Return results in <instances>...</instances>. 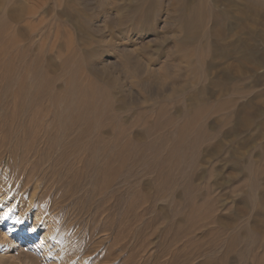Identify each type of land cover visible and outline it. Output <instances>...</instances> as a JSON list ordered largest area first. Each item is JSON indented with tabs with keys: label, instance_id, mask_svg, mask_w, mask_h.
<instances>
[{
	"label": "rangeland",
	"instance_id": "1",
	"mask_svg": "<svg viewBox=\"0 0 264 264\" xmlns=\"http://www.w3.org/2000/svg\"><path fill=\"white\" fill-rule=\"evenodd\" d=\"M240 43L264 56V0H0V264H264Z\"/></svg>",
	"mask_w": 264,
	"mask_h": 264
},
{
	"label": "bare ground",
	"instance_id": "2",
	"mask_svg": "<svg viewBox=\"0 0 264 264\" xmlns=\"http://www.w3.org/2000/svg\"><path fill=\"white\" fill-rule=\"evenodd\" d=\"M203 2V1H202ZM201 3V2H200ZM250 3V2H249ZM253 3V2H252ZM254 4V3H253ZM203 4H200L199 6H197V7H195V9H191V8H187L186 6L185 7H179L178 8V10H182V11H187L188 9H190L191 10V12H194L197 16H198V19H197V23L198 22H200V21H202L203 20V18L204 17H206L205 15H207L208 14V12H206V10H205V8H204V6H202ZM209 5H211V4H209ZM208 5V6H209ZM249 5V4H248ZM256 4H254V6H255ZM194 7V6H193ZM253 7V6H252ZM251 7V8H252ZM250 9V8H249ZM253 9V8H252ZM258 9V8H257ZM138 10V9H137ZM259 10V9H258ZM257 10V11H258ZM210 11V10H209ZM224 12H226V11H224ZM229 12V11H228ZM252 12H253V10H252ZM186 13H188V12H186ZM189 14V13H188ZM193 14V13H192ZM190 15V14H189ZM209 15V14H208ZM212 15H214V14H212ZM216 15V14H215ZM220 15V14H219ZM210 16V15H209ZM215 17V16H214ZM223 17H225V13L223 14ZM178 20V19H177ZM181 25L183 26V28H184V30L186 31V34H185V36L182 38V40H181V42H180V44H182V46L185 44V45H190V44H194V42L197 40V36H196V34L194 33V31L193 30H195L194 28H195V24L193 23V22H186L184 19L181 21ZM233 25V24H232ZM196 26H198V25H196ZM196 29H198V28H196ZM245 41V40H244ZM200 44V43H199ZM204 44V43H203ZM202 44V45H203ZM247 44V43H246ZM184 45V46H185ZM233 45V44H232ZM231 45V46H232ZM181 46V45H180ZM191 46V45H190ZM201 46V45H200ZM238 50V49H237ZM239 53H240V66H241V64H244L245 66H246V63H248V62H250V61H252V60H255V59H257L256 61H257V63H258V65H261L263 62H264V56H259V53L252 47V46H247V45H245V44H242V43H240V49H239ZM239 57V56H238ZM237 57V58H238ZM201 58V57H200ZM239 59V58H238ZM239 61H237V63H238ZM242 62V63H241ZM191 63V62H190ZM195 63V62H194ZM200 63V62H199ZM128 64H129V62H128ZM196 65H198V63H197V61H196V63H195ZM214 64V63H213ZM237 67V66H236ZM242 68H243V65L241 66ZM132 70V69H131ZM239 70V69H238ZM146 72V71H145ZM141 73V72H140ZM133 74V73H132ZM136 74H138V73H136ZM150 75V74H149ZM177 77V76H176ZM146 78V77H145ZM143 79V78H142ZM141 79V80H142ZM174 79V78H173ZM144 80H146V79H144ZM149 80V79H148ZM148 80H146V81H148ZM177 80V79H176ZM175 80V81H176ZM143 81V80H142ZM162 81V80H161ZM177 81H179V80H177ZM140 82V81H139ZM144 82V81H143ZM163 83H164V81H162ZM166 82V81H165ZM146 83H148V82H146ZM167 83V82H166ZM177 83V82H176ZM142 84V83H141ZM149 84V83H148ZM159 84H160V82H159ZM169 84V83H168ZM175 84V83H174ZM178 84V83H177ZM146 85V84H145ZM167 85V84H166ZM144 86V85H143ZM149 86V85H148ZM162 86V85H161ZM164 87V86H163ZM169 87V85L166 87V88H168ZM145 88V87H144ZM143 88V89H144ZM160 88V87H159ZM165 88V89H166ZM164 89V88H163ZM164 89V90H165ZM171 89V88H170ZM147 90V89H146ZM167 90H169V88L167 89ZM220 90L222 91V89L220 88ZM166 91V90H165ZM164 92V91H163ZM173 92H174V94H177V92H179V89H174L173 90ZM219 92V91H218ZM205 95V94H204ZM192 97H190V98H188L187 97V99H191ZM197 99L198 100H200V102L201 101H204V100H202L203 99V97L202 96H200V97H197ZM189 102H190V100H189ZM193 102V101H192ZM198 103V102H197ZM194 104V103H193ZM190 106V105H189ZM180 109V108H179ZM176 110V109H175ZM181 126V125H180ZM181 127H183V126H181Z\"/></svg>",
	"mask_w": 264,
	"mask_h": 264
},
{
	"label": "snow or ice",
	"instance_id": "3",
	"mask_svg": "<svg viewBox=\"0 0 264 264\" xmlns=\"http://www.w3.org/2000/svg\"><path fill=\"white\" fill-rule=\"evenodd\" d=\"M5 215H7V213H5ZM16 223H21V221L19 219H17Z\"/></svg>",
	"mask_w": 264,
	"mask_h": 264
}]
</instances>
